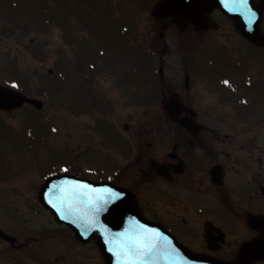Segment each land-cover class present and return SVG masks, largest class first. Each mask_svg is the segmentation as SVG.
Here are the masks:
<instances>
[{"label":"flooded vegetation","instance_id":"flooded-vegetation-1","mask_svg":"<svg viewBox=\"0 0 264 264\" xmlns=\"http://www.w3.org/2000/svg\"><path fill=\"white\" fill-rule=\"evenodd\" d=\"M26 6L0 0V26L11 28V10ZM205 18L181 26L170 16L155 19L156 50L133 57L125 94L143 114L117 129L111 122L109 133L92 116L99 124L86 123V149L105 153L97 180L130 190L146 219L206 261H234L257 238L264 250V43L244 36L217 6ZM260 26L264 33V11ZM167 38L178 44L175 53ZM97 63L89 85L102 92L100 75L120 88L121 68ZM92 132L105 137L91 139Z\"/></svg>","mask_w":264,"mask_h":264},{"label":"rangeland","instance_id":"rangeland-1","mask_svg":"<svg viewBox=\"0 0 264 264\" xmlns=\"http://www.w3.org/2000/svg\"><path fill=\"white\" fill-rule=\"evenodd\" d=\"M26 4L23 13L11 10V28L0 26V82H12L43 105L0 111V228L17 238L15 245L0 239V264H104L95 241L72 246L63 225L34 197L41 174L69 168L82 170L80 175L86 177L88 166L93 179L103 174L98 165L108 161L105 153L86 149V123L99 124L92 116L112 132L111 122L117 129V124L131 123L132 117L143 114L145 107L128 103L125 94L132 88L133 57L139 61L142 52L156 50L151 39L157 27L151 14L154 0H26ZM169 38L167 52L175 53L178 44ZM95 57L112 62L108 72L122 70L120 88L106 82L105 76L96 77L106 96L86 83L87 63ZM103 137L92 132L91 139Z\"/></svg>","mask_w":264,"mask_h":264},{"label":"water","instance_id":"water-1","mask_svg":"<svg viewBox=\"0 0 264 264\" xmlns=\"http://www.w3.org/2000/svg\"><path fill=\"white\" fill-rule=\"evenodd\" d=\"M250 7L220 0H162L153 9L159 18L173 16L178 24H197L205 11L219 6L236 21L242 33L263 42L260 20L264 0ZM29 103L40 108L42 102L0 84V108L11 110ZM40 200L62 223L71 227L82 241L96 237L106 264H198L196 255L180 245L161 226L146 220L135 205L133 195L110 182H94L69 174L50 177L43 185ZM0 237L13 242L15 237L0 229ZM259 241L246 244L234 262L215 260L216 264H252L261 256Z\"/></svg>","mask_w":264,"mask_h":264},{"label":"snow or ice","instance_id":"snow-or-ice-1","mask_svg":"<svg viewBox=\"0 0 264 264\" xmlns=\"http://www.w3.org/2000/svg\"><path fill=\"white\" fill-rule=\"evenodd\" d=\"M244 2H246V0H244Z\"/></svg>","mask_w":264,"mask_h":264}]
</instances>
